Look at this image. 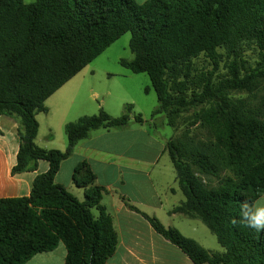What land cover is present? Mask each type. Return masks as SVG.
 Returning <instances> with one entry per match:
<instances>
[{"label": "trees", "instance_id": "trees-1", "mask_svg": "<svg viewBox=\"0 0 264 264\" xmlns=\"http://www.w3.org/2000/svg\"><path fill=\"white\" fill-rule=\"evenodd\" d=\"M127 33L134 59L121 66L149 76L152 88L145 92L152 89L158 100L151 117L166 115L174 127L182 113L202 107L195 116L202 135L187 128L167 141L184 196L173 213L200 221L223 252L145 218L194 264H264V233L231 223L240 216L241 201L264 194V0H0V116L18 123L13 173L35 171L39 161L50 165L30 196L0 200V264H26L60 243L65 264H107L115 253L117 234L102 205L107 190L89 164L77 165L73 175L85 189L84 201L55 178L93 131L123 130L133 120L145 123L143 117L131 104L120 117L100 108L66 124L65 152L36 145V117L48 113L51 96ZM220 51L233 59L230 77L217 87L209 80L189 94L193 60L204 55L218 64ZM247 51L257 55L253 68L244 59Z\"/></svg>", "mask_w": 264, "mask_h": 264}, {"label": "crops", "instance_id": "crops-1", "mask_svg": "<svg viewBox=\"0 0 264 264\" xmlns=\"http://www.w3.org/2000/svg\"><path fill=\"white\" fill-rule=\"evenodd\" d=\"M123 76L130 77L128 73ZM145 86L150 88L148 84ZM130 90L126 82H113L108 87L74 77L46 101L48 113L37 115L36 145L44 150L65 152L68 145L66 124L96 113L93 111L96 101L113 117H120L126 105H133L134 114H140L145 123L133 120L123 130L93 131L89 138L78 143L72 156L60 164L55 182L79 201H84L85 189L74 183L73 175L77 165L86 162L96 175L97 184L107 190L102 205L112 218L118 238L116 251L107 264H194L180 248L158 234L145 218L146 215L166 228L178 229L207 250H211L208 246H213V240L200 221L173 213L184 201V196L177 184L176 172L167 160L164 162L168 155L167 132L159 131L164 127H154L155 118L148 119L145 115L147 112L153 114L158 105L153 107V100H143L132 95ZM18 138L17 121L1 115L0 200L30 196L36 178L50 168L47 161H39L35 171L14 174ZM128 204L140 213L131 210ZM93 213L98 215V211ZM66 257V247L60 243L53 252L38 254L26 264H65Z\"/></svg>", "mask_w": 264, "mask_h": 264}, {"label": "rangeland", "instance_id": "rangeland-1", "mask_svg": "<svg viewBox=\"0 0 264 264\" xmlns=\"http://www.w3.org/2000/svg\"><path fill=\"white\" fill-rule=\"evenodd\" d=\"M35 1L36 0H25V3L31 4L34 3ZM136 1L138 3H144L147 0H136ZM129 39H131V33H127L124 36H122L118 41L113 43L106 51H104L98 58H96L85 69H83L76 77L78 79L90 80L93 83L97 81L99 82V84H104L107 85L108 87L111 86L113 82H116V84L119 81L126 82L128 86H130L131 89L130 91H132V95L141 97V99L143 100H153V105H154L153 107H157L158 100L156 93L152 91V89L149 90L150 91L149 94L145 92L146 90L145 85L148 84L149 87L152 88V84L149 76L147 74L133 75L131 71L121 66L122 60L131 61L134 59V55L129 47V43H130ZM219 53L221 54V58L218 61V64H216L213 60H211L209 57H206L204 55H201L199 58H197V60L196 59L193 60L192 68L189 76V84H188L190 88V91H188L189 94L192 91H198V92L202 91L203 85L209 80L211 81L214 87H217L220 84V82L230 77L228 67L230 63L233 61V59L229 58L223 51H220ZM244 59L245 61L248 62L247 66H250V68L256 66L257 55L255 54V52L247 51L245 53ZM123 73H128L130 77L125 78L123 76ZM233 96L235 98L244 97L243 94H239V93H234ZM201 109L202 107H194L188 111H185L179 116L174 127L169 126L168 119L167 117H165L166 115L156 116L155 117L156 121L153 122V125L156 128L164 127V128H159L158 130L161 132H167L168 141L179 138L187 128H190L196 134L202 135L203 131L199 129L200 123H198L195 118L196 114H198V112ZM99 110L100 107L98 102L96 101L94 102L93 105V111H97V112L94 113V115L98 114ZM151 114L152 112H147V114L145 115H147L146 117H148V119H151L152 118ZM121 115H123V112L122 114H120V116ZM166 160L169 162L170 168H172L175 172V169L173 168L174 166L172 164V161L170 160L169 155H167V159H165L164 162H166ZM201 226L202 228H204L208 236L213 240V246H208L210 247L209 249H211L209 251L213 253L223 252V249L217 243L216 237L207 229L205 225H201Z\"/></svg>", "mask_w": 264, "mask_h": 264}, {"label": "clouds", "instance_id": "clouds-1", "mask_svg": "<svg viewBox=\"0 0 264 264\" xmlns=\"http://www.w3.org/2000/svg\"><path fill=\"white\" fill-rule=\"evenodd\" d=\"M231 223L235 226L243 224L244 226L258 233H264V197L250 202L245 199L240 202V216L233 219Z\"/></svg>", "mask_w": 264, "mask_h": 264}]
</instances>
